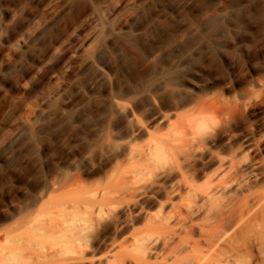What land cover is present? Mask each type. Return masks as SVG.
Masks as SVG:
<instances>
[{
  "label": "rangeland",
  "instance_id": "obj_1",
  "mask_svg": "<svg viewBox=\"0 0 264 264\" xmlns=\"http://www.w3.org/2000/svg\"><path fill=\"white\" fill-rule=\"evenodd\" d=\"M138 31L141 38L132 40ZM182 36L201 40L182 42ZM61 39L40 73L30 76ZM14 42L20 45L9 49ZM94 49L93 66L88 61ZM179 57L184 70L169 79L173 104L182 100L189 80L221 86L227 97L240 94L264 76V0H0V227L33 204L40 190H50L51 181L68 182L80 170L93 182L105 151L118 149L99 144L104 131L129 129L112 94L133 91L136 109L149 110L158 72ZM234 136L263 174L255 185L263 190L264 105L245 111ZM70 167L69 175L63 173ZM56 206L48 212L60 229L57 214L64 208ZM234 219L225 220L219 252L202 242L208 264H264V216L235 230ZM6 236L0 234V243ZM37 250L24 255L37 263Z\"/></svg>",
  "mask_w": 264,
  "mask_h": 264
},
{
  "label": "bare ground",
  "instance_id": "obj_2",
  "mask_svg": "<svg viewBox=\"0 0 264 264\" xmlns=\"http://www.w3.org/2000/svg\"><path fill=\"white\" fill-rule=\"evenodd\" d=\"M141 35L138 31L132 40ZM61 41L30 76L38 74ZM18 45L11 43L9 49ZM96 54L94 49L88 61L93 66ZM184 66L179 57L158 72V86L149 90L150 109L144 112L136 109L133 91L112 94V105L126 113L129 129H107L99 144H113L117 152L104 150L107 160L90 176L93 182L80 170L68 182L51 181L50 190H40L33 204L1 226L0 234L7 236L0 243V264H208L211 257L202 242L219 252L228 216H235L234 230L250 228L255 216H264V188L255 186L263 174L256 172L250 150L234 142L245 111L264 105V76L233 97L221 86L189 80L180 93L184 97L173 104L169 79ZM57 204L64 208L57 214L60 229L48 212ZM33 248L42 254L37 263L24 255Z\"/></svg>",
  "mask_w": 264,
  "mask_h": 264
}]
</instances>
